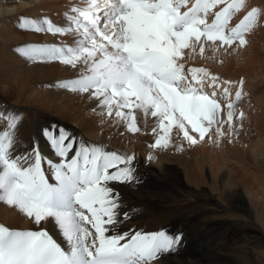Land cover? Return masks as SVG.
Segmentation results:
<instances>
[{
    "label": "snow or ice",
    "instance_id": "snow-or-ice-1",
    "mask_svg": "<svg viewBox=\"0 0 264 264\" xmlns=\"http://www.w3.org/2000/svg\"><path fill=\"white\" fill-rule=\"evenodd\" d=\"M217 5L221 7L209 22L208 13ZM243 7L244 0H194L191 6L189 0H88L84 8L73 7L76 15L69 17L81 37L75 47L28 45L18 51L32 60L81 65L77 78L60 81L59 86L95 99L108 116L126 122L130 132L140 131L137 111L157 118L163 134L152 147L167 148L173 127L189 144H196L190 131L203 140L219 123L221 104L215 93L201 87L203 77L211 80L210 87L216 86L217 78L200 67L188 68L186 74L181 58L185 49L197 44L203 51L205 41L220 46L238 41L244 46V33L258 9L251 8L235 26H228L233 13ZM44 24L50 33L65 31L47 19ZM21 27L43 30L24 17ZM226 107L231 125L234 104ZM0 116L7 120V128L0 130V202L17 208L38 229L0 224V264H155L177 249L181 234L119 231L130 217L121 212L120 194L112 185L135 180L132 155L77 140L54 125L42 130L52 157L42 154L38 142L17 152L13 130L22 116ZM217 134H222L219 128ZM49 220L66 246L40 227Z\"/></svg>",
    "mask_w": 264,
    "mask_h": 264
},
{
    "label": "bare ground",
    "instance_id": "bare-ground-1",
    "mask_svg": "<svg viewBox=\"0 0 264 264\" xmlns=\"http://www.w3.org/2000/svg\"><path fill=\"white\" fill-rule=\"evenodd\" d=\"M32 2L33 0H0V26H7L10 21H4V18L9 17L11 13L16 12L17 14L25 8L32 7L34 5ZM87 3L88 0H82V7H86ZM244 4L245 7L239 10L234 17L235 21H232L238 23L247 11L253 7L257 8L256 19L244 36L250 38L252 33L258 30L261 38L257 39L264 44L262 25L264 0H244ZM220 7L221 5H217L212 8L210 10L212 15L219 11ZM24 14L29 17L40 15L35 10ZM232 21L229 20V25L231 24L229 27L233 26ZM251 42L253 40L249 44ZM237 49L231 51L232 58L236 56ZM248 50L250 51L249 58H246L239 66H235L229 58L225 68L209 74L210 76L217 74L216 90L219 94L222 89L231 87L229 103L235 102L234 95L237 91L241 95L243 89L241 87L244 86V89L248 90V84L244 82L247 73L254 69L257 62L264 61V45L260 48L257 43L253 42ZM14 53H11L10 47L5 48L4 51L0 49V113L11 112L22 116V122L19 123L17 129L13 130L18 141L17 152H25L32 147L34 142H38L42 154L52 157L51 149L42 136V130L54 125L66 129L77 140L92 145H101L105 150L115 151L121 155H132L135 180L131 183L112 185L120 194L121 212H128L130 217L120 226L119 231H165L170 235L178 232L186 242L183 247V240L180 243L181 256L180 251L176 253V257H172V252L163 254L155 264H264V237L259 233L250 235L249 231H242L239 235H235V231L227 227L231 218L239 216L235 213L236 209L242 212L244 215L241 214L242 217L253 218L260 229L264 225L262 223L264 205L260 206L254 201L260 196L264 199V148L253 152L259 158L255 160L258 166H253L256 170L238 165L230 158L223 159L224 170H221L220 175L213 172L210 164L205 166L208 183L204 186L202 169H199L198 163L193 160L194 162L190 165L183 163L185 161L182 160L187 157V153L193 155L192 159L197 158L198 151L186 152L169 144L167 147L169 150L161 147L147 150L145 153L143 150H131L124 137H128L133 132L129 131V135L121 137L116 134L118 131L113 132L109 129L106 126L108 123L102 121L106 116V109L99 108L95 99L90 100L87 95L73 93L62 87L59 90L52 87H59L58 82L60 81L78 77L82 71L81 65L32 64L29 58L25 57V59L20 57V54ZM187 65L190 66L189 63ZM44 82L50 84L52 89L40 94L34 88V84ZM53 94H55L54 98L46 99ZM79 95L85 96L86 99L80 98ZM253 96L248 94L246 98L253 99ZM225 102L226 106L227 101ZM76 103L81 108L90 109L96 113L95 118L82 117L81 113L72 114L69 109L73 110L71 106ZM151 118L150 114L145 116L137 111V126L140 131L135 133L146 132L149 135L154 128L156 129V126L159 128V121L150 123ZM111 123L120 127L126 126V122L119 118ZM6 128L7 120L4 116H0V130ZM257 153H259L258 156ZM231 165L239 168L240 176L233 177L229 173ZM227 166H229L228 169H226ZM44 167L47 168V165ZM242 174L245 175L243 178L247 179L249 186L246 192L240 191V187H244L242 182L241 184L238 182ZM219 182L222 185L225 183L224 192L219 193ZM206 211L212 215L206 216ZM0 224L10 229L38 230L30 218L14 206H9L4 202H0ZM40 227L47 229L62 246H66L56 225L51 220L42 223ZM214 230H216L215 233ZM195 239H205L206 243L197 245ZM177 250H179L178 247L175 251Z\"/></svg>",
    "mask_w": 264,
    "mask_h": 264
},
{
    "label": "rangeland",
    "instance_id": "rangeland-1",
    "mask_svg": "<svg viewBox=\"0 0 264 264\" xmlns=\"http://www.w3.org/2000/svg\"><path fill=\"white\" fill-rule=\"evenodd\" d=\"M81 3L82 0H33L32 4L34 5L32 7L25 8L24 11H19V13L17 14L16 12L13 14L11 13L12 15L10 14L9 17L4 18V21L10 22L7 26L4 25L5 27L0 26V49H3L4 51L5 48L10 47L11 53L15 52L18 55L20 54V57L25 58V56L22 55V53L19 52L18 49L28 45L46 44L75 47L81 37L75 31V25L71 23L69 17L76 15V13L72 12L73 7L84 8L82 7ZM34 10L37 13L39 12L40 15L29 17L24 14L27 11ZM12 11L14 12L15 10L13 9ZM238 13L239 11L233 13L231 21H235L234 17H236ZM21 17L35 20L37 24L42 27L43 30L41 32H36L31 27H21ZM45 19L51 21L54 26L64 28L65 31L59 34H53L48 32L47 25L44 24ZM262 25L264 27V20ZM229 26H231V24ZM259 37L261 38L259 31L255 30L250 38L245 37L247 43L244 46H240L238 41H234L233 44L229 46H220L219 42L205 41L203 51H201L199 44H197L194 49H185L180 62L184 64L185 68L200 67L206 69L209 74H213V72L220 71V69L225 68L226 62L229 58L232 59L235 66H239L240 63H242L246 58H249L248 56L250 55V51L248 49L251 43L255 42L260 48L263 47V42L260 39H257ZM251 40H253V42L249 44ZM235 49H237V54L234 58H232L231 51ZM29 61L33 62L32 64H61V62L59 61L49 60H37L38 62H34L35 60L29 59ZM188 63L190 66L187 65ZM213 76L216 77L217 74L215 75L214 73ZM244 82L248 84V90H245L244 86L241 87L243 88L241 91V95L243 96H240L239 100L237 101L236 99L234 102L233 110L237 111L234 113V119L231 125H229V123L227 122V114L224 115L228 111V109L225 106L226 102L223 101V105L221 104V111L217 118L219 123H214L213 126L209 128L208 132L205 133V137L203 140L199 139L198 134L191 133L190 131V134L196 135L197 143L189 144L183 138L182 132H180V130L176 127H173L168 135L169 145H174V147L185 150L186 152H199L197 158L195 159H192L193 155H188L189 153H187V157L182 158V160L185 161L183 163L190 165L194 161L198 163L199 169H202L204 186H207L208 183L206 176L207 171L204 167L210 164L212 166L213 172H216V175H220L221 170H224L222 161L225 158H230L232 161H235L238 165L248 166L249 169L253 170H256L254 169V167L258 166L255 164V160H258L259 158H257L253 152L260 150V148H264V61L260 63L257 62L255 64L254 69L247 73V78L244 79ZM52 87L58 88V90L60 89V86ZM52 87L50 84H47V82L34 84V88H36V90H38L40 94H43L47 90H51ZM216 88L217 86L214 87V90H216ZM251 90H253V92H251ZM229 93H231V90ZM248 94L254 95L253 99L248 100V98H246ZM54 97L55 94L46 99H51ZM79 97L86 99L85 96L79 95ZM229 99L227 100V104L230 101ZM71 107L73 110H69L72 114L81 113L80 115L85 118H95V116L97 115L90 109L85 110L81 108L77 105V103L72 104ZM240 113H243V116H240ZM153 118L154 117L151 118L150 123L158 121L157 118ZM116 119L117 118L114 115L108 116L106 112V116H104L102 121L107 122L108 124L106 126H108L109 129H112L113 132L118 131L116 134H119V136L124 137V135L129 133V130H127L126 126L120 127L118 125H113L111 122L115 121ZM157 128L158 126H156V131L152 132L149 135L146 132H140L133 133L130 135L128 134L129 136L124 138L126 139L131 150H143L144 153L147 150H155L158 148L152 147V144L159 135L163 134L159 130V128ZM217 128L220 129V132L222 133L221 135L217 134ZM149 141H151L152 143H148ZM166 150L169 149L166 148ZM258 155L259 153H257V156ZM228 167L229 166H227L226 169H228ZM228 171L233 177L240 176L241 173L238 167L235 168V166L232 165L229 167ZM244 176L245 175L242 174V177L238 178V182L240 184L242 182V185H244V187H240V191L244 190L246 192L249 186L247 185V179L243 178ZM224 187L225 183L222 185L219 182V193L224 192V190H226L224 189ZM252 189H254V187ZM254 201L260 206L264 205L263 196L255 198ZM235 213L239 214V216L231 218L230 223L227 224V227L229 229H231L233 232L235 231V235H239L242 231H249L250 235L259 233L264 237V225L260 229L253 218L242 217L243 214L241 211H239V209H236ZM205 215L210 216L212 214L206 211ZM262 223H264V221H262ZM215 232L216 230H214V233ZM175 234L180 233L177 232ZM209 237L212 240L211 235H209ZM182 240L183 247L186 242L183 238ZM195 241L197 245H200L201 243H206L205 239H195ZM178 248L179 250L172 252V257H176V253H178L179 251V255L181 256L182 253L180 250V244ZM162 256L163 255H161V257Z\"/></svg>",
    "mask_w": 264,
    "mask_h": 264
}]
</instances>
